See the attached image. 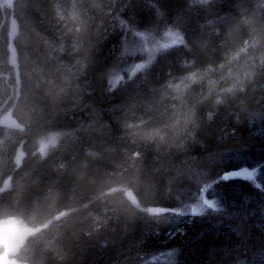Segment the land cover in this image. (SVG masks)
Returning a JSON list of instances; mask_svg holds the SVG:
<instances>
[{"label":"trees","instance_id":"obj_1","mask_svg":"<svg viewBox=\"0 0 264 264\" xmlns=\"http://www.w3.org/2000/svg\"><path fill=\"white\" fill-rule=\"evenodd\" d=\"M3 105L19 259L264 264V0H0Z\"/></svg>","mask_w":264,"mask_h":264},{"label":"rangeland","instance_id":"obj_2","mask_svg":"<svg viewBox=\"0 0 264 264\" xmlns=\"http://www.w3.org/2000/svg\"><path fill=\"white\" fill-rule=\"evenodd\" d=\"M3 3H4V6L12 5L13 0H3ZM74 10L75 8L72 9L73 14H75ZM140 37L142 38V44H143L142 52H144V55L142 59L134 61L132 63V65L128 69L129 75H134L137 71L141 70L146 65H148L152 57L155 56L159 50L171 47L183 41V34L180 30H177V29L168 30L167 32H165V34H163L162 37L157 38L155 40L151 36L147 34H143V33L140 34ZM140 51H141V48L134 50V55H137ZM4 110H5V105L0 106V113L3 112ZM7 113H6V116L10 117L9 111ZM11 121L14 122L13 120ZM54 138H55L54 136L50 135V136L44 137L40 141V149L43 153L46 152L47 147L53 142ZM207 204L213 205L212 201H208ZM196 207L197 206H195V208ZM200 207L205 208V206H202V205Z\"/></svg>","mask_w":264,"mask_h":264},{"label":"water","instance_id":"obj_3","mask_svg":"<svg viewBox=\"0 0 264 264\" xmlns=\"http://www.w3.org/2000/svg\"><path fill=\"white\" fill-rule=\"evenodd\" d=\"M232 176L228 172L224 174L226 179ZM26 231L27 228L22 227L15 216L0 218V264H31L17 257Z\"/></svg>","mask_w":264,"mask_h":264}]
</instances>
